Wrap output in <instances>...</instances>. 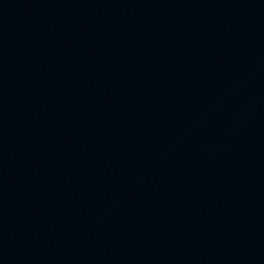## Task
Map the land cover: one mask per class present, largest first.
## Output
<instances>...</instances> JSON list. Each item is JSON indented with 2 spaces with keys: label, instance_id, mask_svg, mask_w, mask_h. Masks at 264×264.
Wrapping results in <instances>:
<instances>
[{
  "label": "water",
  "instance_id": "95a60500",
  "mask_svg": "<svg viewBox=\"0 0 264 264\" xmlns=\"http://www.w3.org/2000/svg\"><path fill=\"white\" fill-rule=\"evenodd\" d=\"M0 264H264V0H0Z\"/></svg>",
  "mask_w": 264,
  "mask_h": 264
}]
</instances>
